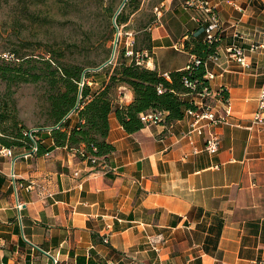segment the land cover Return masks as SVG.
Segmentation results:
<instances>
[{"label": "crops", "instance_id": "1", "mask_svg": "<svg viewBox=\"0 0 264 264\" xmlns=\"http://www.w3.org/2000/svg\"><path fill=\"white\" fill-rule=\"evenodd\" d=\"M161 1L159 22L146 28L150 49L137 52L145 67L164 75L185 68L192 54L184 43L189 34L203 40V32L196 34L199 10L185 0ZM209 1L220 42L205 71L213 74V91L227 92L229 122L192 134V144L186 111L179 120L127 133L114 110L129 104L133 91L116 84L106 138L114 150L95 163L55 146L49 132L40 135L42 155L13 162L0 154V264H53V258L56 264H264V125H251L264 87V48L249 49L264 44V0ZM233 44L244 49L248 68L229 58L226 47ZM108 76L91 75L90 93ZM182 97L223 113L219 99ZM80 122L74 112L63 129ZM209 132L220 138L215 154L204 150ZM24 149L12 148V155Z\"/></svg>", "mask_w": 264, "mask_h": 264}, {"label": "rangeland", "instance_id": "2", "mask_svg": "<svg viewBox=\"0 0 264 264\" xmlns=\"http://www.w3.org/2000/svg\"><path fill=\"white\" fill-rule=\"evenodd\" d=\"M122 1L0 0V74L28 78L0 77V136L10 138L19 130L52 125L51 89L43 78L33 80L31 75L46 74L41 60L50 58L48 50L59 55L63 64L95 68L110 60L117 36L114 56L104 67L112 71L121 59L129 58L124 56L126 46L136 53L144 49L149 42L147 27L155 21L154 6L161 0H134L130 4L126 0L118 13L124 21H115L116 27L112 19ZM163 54L158 51L157 57ZM172 54L180 59L183 56L178 51Z\"/></svg>", "mask_w": 264, "mask_h": 264}, {"label": "trees", "instance_id": "3", "mask_svg": "<svg viewBox=\"0 0 264 264\" xmlns=\"http://www.w3.org/2000/svg\"><path fill=\"white\" fill-rule=\"evenodd\" d=\"M134 0H128L132 3ZM116 24L124 21L121 20L120 14L115 18ZM147 40H150L147 33ZM190 39L184 43V48L192 55L201 59L206 58L210 53L216 51L220 42L207 43L201 37H194V34H189ZM150 49V44L144 47ZM49 59H43L42 64L46 69V74H31L37 80H43L51 89L49 101V113L52 119L53 128L49 131L55 146H66L70 150L78 146H83L85 151L90 152L98 158L105 156L114 150V146L107 142V134L109 131L108 116L113 106L110 96V89L116 84L127 85L133 91V100L127 104L115 108V117L127 133H133L140 130L144 123L141 119V113L148 110H163L166 112L165 120L172 122L183 117L186 109L195 108L191 100H184L183 95L190 94L191 91L185 86L184 80L198 79L205 84L207 81L202 78L205 74L204 66L198 65L192 71L182 70L170 71L168 78L158 73L156 69H149L143 64H138L134 59L126 64L124 60H120L114 66L112 71L98 69L100 72H105L109 75L108 81L99 89L90 93L89 77L98 72L84 69L80 64H63L60 56L50 52ZM16 59L22 57L15 56ZM28 59V58H25ZM23 59V60H25ZM13 71L12 68H7ZM0 77L10 79L21 75L22 80L27 81V76L17 73L1 72ZM83 81V85L80 83ZM162 87L163 91L158 93V87ZM201 86L199 85L198 89ZM198 89L196 91H198ZM227 95V92H225ZM74 109L77 112L79 119L82 120L69 131L64 130L65 121L62 122L64 116ZM47 127V126H45ZM43 128V127H38ZM27 130H19L10 138L0 136V144L5 147H23L29 149L32 140L27 134ZM42 130L32 132L35 140L38 143V151L36 155H42L46 152L41 145Z\"/></svg>", "mask_w": 264, "mask_h": 264}, {"label": "built area", "instance_id": "4", "mask_svg": "<svg viewBox=\"0 0 264 264\" xmlns=\"http://www.w3.org/2000/svg\"><path fill=\"white\" fill-rule=\"evenodd\" d=\"M184 5L187 8H194L199 10L200 17L196 18V21L199 23V28L196 32V34L203 32V40L207 43H213L215 41L220 40V22L218 19V16L216 14L214 6L211 4L209 0H185ZM165 6V3L163 1L159 2L157 5L154 6V13H155V21L151 24L158 23L159 18L161 16L162 10ZM151 25L148 26V28L151 27ZM177 47V46H176ZM258 47L264 48V44H260L258 46H250V50L254 51ZM226 52L229 56V58L236 61L240 66L244 68H248L250 66V62L248 61L244 49L239 44H233L226 47ZM124 56L129 57L130 61L134 59L136 63L142 64L141 58H139L138 53L134 52L132 48L128 49V46H126L124 51ZM216 60V52L210 53L206 56V58L201 59L199 57H196L192 55V59L190 62L187 63L185 66L186 70L192 71L196 66L203 65L205 68V64L207 60ZM108 63H111L109 61ZM107 63V64H108ZM106 64V65H107ZM87 70L92 71L90 68H87ZM166 78H168V74H164ZM213 77V74L211 72L205 71V74L202 76L203 79L207 81L205 84L203 81H199L198 79H192V80H184L185 86L191 91L190 94L199 96L200 98H216L223 102V113L222 114H216L215 111L208 105L202 106V109L195 108H189L186 109V113L192 117L191 123L189 126L188 131L185 134V137L189 140V142L192 144V134L201 135L203 128H210L217 126L219 124L228 123L229 117L231 115V111L229 106L227 105L228 96L225 95L224 89H218L216 91H213L210 88L208 80ZM89 83V82H88ZM83 85V81L80 83V86ZM199 85L201 86L199 89ZM198 89V91H196ZM163 91L162 87H158L157 92L161 93ZM192 103L194 104V101L192 100ZM195 105V104H194ZM72 113H74V109L70 110L62 119V122L65 121ZM165 116L166 112L163 110H148L144 113H141V119L143 123L149 124V123H163L165 122ZM251 125H264V87L261 88L258 98H257V106L253 113ZM58 125L54 127H43V128H32L29 129L27 134L32 140V144L30 145L29 149H24L21 153L13 156L12 154V147H0V154L4 156H12V161L19 160L21 158H28L30 156L36 155L38 151V143L35 140L34 136L32 135V132L42 130L43 132H49L53 128H57ZM220 147V138L212 132H209L207 138L204 142V150L208 152L209 154H215L218 152ZM73 153L88 158V160L91 163H95L97 161V157L91 154L90 152L85 151L83 146H78L76 148L71 149ZM9 179L11 184L13 185L15 196L18 188V181L15 173L13 170L9 173ZM16 207L18 210L21 208V203L17 200L16 197ZM104 242H107L106 238H103ZM53 264H56V259L53 258ZM105 264H117L114 261H107Z\"/></svg>", "mask_w": 264, "mask_h": 264}, {"label": "water", "instance_id": "5", "mask_svg": "<svg viewBox=\"0 0 264 264\" xmlns=\"http://www.w3.org/2000/svg\"><path fill=\"white\" fill-rule=\"evenodd\" d=\"M125 1L126 0H123L122 1V3L120 4V6H119V8L117 9V11L114 13V15H113V19H112V21H113V23L115 24V18H116V16H117V14L119 13V11L121 10V8L123 7V5H124V3H125ZM115 26H116V24H115ZM117 27V26H116ZM117 36L114 38V41H113V46H112V50H111V54H110V60L109 61H111V59L113 58V56H114V52H115V47H116V42H117ZM109 61H107V62H105V63H103L102 65H100V66H98V67H95V68H92L93 70H98V69H100V68H102L103 66H105Z\"/></svg>", "mask_w": 264, "mask_h": 264}]
</instances>
